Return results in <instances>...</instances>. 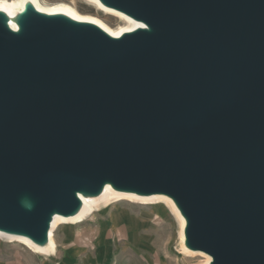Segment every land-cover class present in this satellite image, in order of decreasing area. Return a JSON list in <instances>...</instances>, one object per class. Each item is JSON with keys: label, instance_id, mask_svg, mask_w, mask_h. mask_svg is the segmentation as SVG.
I'll use <instances>...</instances> for the list:
<instances>
[{"label": "water", "instance_id": "1", "mask_svg": "<svg viewBox=\"0 0 264 264\" xmlns=\"http://www.w3.org/2000/svg\"><path fill=\"white\" fill-rule=\"evenodd\" d=\"M115 39L0 13V232L45 245L104 185L170 197L209 264H264V0H99Z\"/></svg>", "mask_w": 264, "mask_h": 264}, {"label": "rangeland", "instance_id": "2", "mask_svg": "<svg viewBox=\"0 0 264 264\" xmlns=\"http://www.w3.org/2000/svg\"><path fill=\"white\" fill-rule=\"evenodd\" d=\"M41 1L47 5L69 6L81 16H93L110 30H116L124 24L122 19L115 15L98 12L86 0ZM178 225L164 204H139L122 200L93 209L78 223L59 224L52 237L60 252L63 250V231L68 241L73 228L81 230L77 239L86 244V250L89 252L87 257L91 256L98 262H104L119 251L115 256L116 264H145V261L148 264H203V257L183 253L178 237ZM124 229L128 234L125 239ZM107 231V236L113 233L116 239L121 237L120 243L115 245L113 240H106L104 236ZM79 251L70 253L71 257L74 258ZM140 251L142 253H138ZM45 258L30 252L23 243L0 239V264H40ZM43 263L45 264V261Z\"/></svg>", "mask_w": 264, "mask_h": 264}, {"label": "bare ground", "instance_id": "3", "mask_svg": "<svg viewBox=\"0 0 264 264\" xmlns=\"http://www.w3.org/2000/svg\"><path fill=\"white\" fill-rule=\"evenodd\" d=\"M89 2L96 10L100 13L112 14L115 15L117 18H121L123 21V26L119 27L116 30H110L109 28L104 25L101 20L93 16H81L78 12L66 5H47L43 3L41 0H0V13H4L8 19L9 27L11 29H16V19L20 13H22L26 6L29 4L31 5L37 12L54 16L60 15L66 17L74 22L77 23H88L91 25L96 26L104 33L109 35L112 38L118 39L123 34L132 32L136 29L144 28V24L136 21L125 14L114 10L112 8L106 7L99 0H86ZM120 19V20H121ZM78 199L80 200V207L76 211L75 214L69 217H64L59 214H54L51 222L49 224V229L47 233V242L45 245H39L32 242L30 239L24 236L19 235H12L0 232V239H4L7 241H18L23 243L27 246L28 250L32 253L42 255L44 257H48L49 255H55L57 248L53 242V232L56 227L61 223H78L86 218V216L102 205H108L111 202L117 201H129L139 204H164L175 219L178 222V237L179 241L181 242V249L184 254L188 256H196L199 255L200 257L204 258L203 264H209L211 258L202 252H196L188 249L185 244V237H184V227H185V219L181 215L180 211L178 210L177 206L173 202V200L162 194H152V195H139L131 192H123L117 191L111 187V185L106 184L104 185L100 194L96 196H88L81 193L77 194ZM103 208V207H102Z\"/></svg>", "mask_w": 264, "mask_h": 264}, {"label": "crops", "instance_id": "4", "mask_svg": "<svg viewBox=\"0 0 264 264\" xmlns=\"http://www.w3.org/2000/svg\"><path fill=\"white\" fill-rule=\"evenodd\" d=\"M118 228H122V227H118ZM115 230V229H113ZM112 230V231H113ZM80 231L81 230H77L73 228L72 231V236L71 238L67 241L66 240V234L65 231H63V243L61 244V248L63 250H61L60 252L58 251V245H57V251L55 255H49L48 257H46L44 259L45 264H116L117 261L115 260V256L116 254L119 252H116L114 255H112L111 258L106 259L104 262H98V261H94L93 258L91 256L87 257V254L89 253L86 250V244H84L82 241H79V239H77L80 236ZM125 231V229H124ZM109 231H107L105 233V239L106 240H113L114 244L117 245L118 243H120V238L116 239L115 235L113 233H111L110 236H107V233ZM128 236V234L125 231V235H124V239ZM75 250H80L79 253H76L74 255V258L71 257L70 253H73ZM132 254H134V256H136L135 252H133V250H129ZM138 253H142L141 251ZM137 253V254H138ZM87 257V258H86ZM110 259L112 261H110ZM43 259L41 261L40 264H44ZM145 261V260H144ZM145 264H148L147 261H145ZM159 264V262H158Z\"/></svg>", "mask_w": 264, "mask_h": 264}]
</instances>
